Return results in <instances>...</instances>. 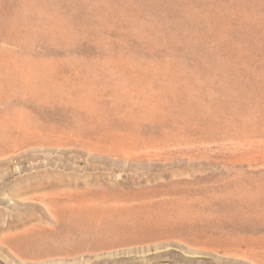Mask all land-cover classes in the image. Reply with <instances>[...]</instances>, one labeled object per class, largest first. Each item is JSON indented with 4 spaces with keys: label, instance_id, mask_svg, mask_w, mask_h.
Masks as SVG:
<instances>
[{
    "label": "rangeland",
    "instance_id": "rangeland-1",
    "mask_svg": "<svg viewBox=\"0 0 264 264\" xmlns=\"http://www.w3.org/2000/svg\"><path fill=\"white\" fill-rule=\"evenodd\" d=\"M0 264H264V0H0Z\"/></svg>",
    "mask_w": 264,
    "mask_h": 264
},
{
    "label": "bare ground",
    "instance_id": "bare-ground-1",
    "mask_svg": "<svg viewBox=\"0 0 264 264\" xmlns=\"http://www.w3.org/2000/svg\"><path fill=\"white\" fill-rule=\"evenodd\" d=\"M25 230H27V229H25ZM249 248V247H248ZM246 250V249H245Z\"/></svg>",
    "mask_w": 264,
    "mask_h": 264
}]
</instances>
